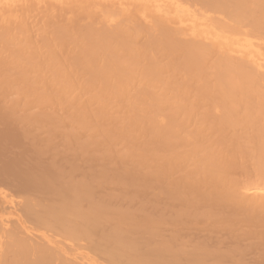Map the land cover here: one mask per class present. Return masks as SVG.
I'll return each instance as SVG.
<instances>
[{
    "label": "bare ground",
    "instance_id": "bare-ground-1",
    "mask_svg": "<svg viewBox=\"0 0 264 264\" xmlns=\"http://www.w3.org/2000/svg\"><path fill=\"white\" fill-rule=\"evenodd\" d=\"M0 141V264H261L264 0H0Z\"/></svg>",
    "mask_w": 264,
    "mask_h": 264
},
{
    "label": "rangeland",
    "instance_id": "rangeland-1",
    "mask_svg": "<svg viewBox=\"0 0 264 264\" xmlns=\"http://www.w3.org/2000/svg\"><path fill=\"white\" fill-rule=\"evenodd\" d=\"M0 142H1V141H0ZM2 142H4V141H2ZM20 146H21V147L23 146L22 149H25V148H24V147H25L24 145H20ZM1 148H2V147H1V144H0V149H1ZM19 148H20V147H19ZM20 149H21V148H20ZM22 149H21V150H22ZM1 154H2V153L0 152V155H1ZM2 155H4V153H3ZM2 155H1V159H0V161H1V162H0V166H1V167H0V170H2V172H0V173H1V174L4 173V174H2V178H3V175H5L6 173L8 174V173H12V171H14L13 173L15 174V170H13V168L15 169V166H14V165L16 164V160H14L15 157H12L11 155H10V157L8 156L9 158H8L7 156H4L5 158L7 157V158H6L7 161H6L5 158L3 157V159L5 160V162L3 163V162H2ZM13 158H14V159H13ZM9 159H12V161L10 160L9 162H10V164H11L12 166H14L13 168H12V166H11L10 164L7 163ZM13 161H14V162H13ZM1 164H2V165H1ZM3 164H4V165H3ZM7 164L9 165V168L11 167V170H12V171H11L9 168H7V166H6ZM4 166H5L6 168H5ZM2 167H4L5 170L7 169L8 171H6V173H5V170H4V172H3V168H2ZM9 170H10V171H9ZM7 174H6V176H5L6 178H4V180L1 178V175H0V178H1L0 181L3 180V183H4V181H6L5 184H4L6 187L3 185V186H4V189L7 188L6 190H7L8 192L10 191L9 193H10V194H13V195L15 196V194L17 193V188H16L17 185L14 184L16 187H14V185H13V186H11L12 188H10V190H9V188H8V187H10L9 184H8L9 181L6 180V179H8V178L11 177V176L14 178L15 175L13 176V174H11V176H10V174H8L9 176L7 177ZM39 174H40V173H39ZM12 177H11L10 179H12ZM22 177H23V178H22ZM10 181H11V180H10ZM7 182H8V183H7ZM17 182H19V183H18V186L20 185V189L18 188V191H19V192H18V195H19L20 190H21V193H22V192L24 193V189H25V188H24V187H25V183H24V182H26V180H25L24 176H21V177H20V180L18 179ZM6 183H7L8 187H7ZM11 183H12V181H11ZM11 183H10V185H11ZM1 184H2V182L0 183V188H1V187L3 188V186H1ZM16 184H17V183H16ZM21 185H22V187H21ZM13 188H14V190H13ZM23 188H24V189H23ZM46 188H47V186L45 187L44 190H46ZM22 189H23V190H22ZM39 189H40V188H39ZM47 189H48V188H47ZM12 190H13L14 192H13ZM15 190H16V193H15ZM35 190L38 191V188H34V189L31 190V191H33L32 193H33L34 195H36V194H37V195L40 194V193H38V192L35 191ZM31 191H30V194H31ZM34 191H35V192H34ZM36 192H37V193H36ZM40 192H43V188H42V190L40 189ZM21 193H20V194H21ZM23 193H22V194H23ZM33 194H31L32 197H34ZM18 195H16L15 197L18 198V197L20 196V195H19V196H18ZM17 196H18V197H17ZM38 196H39V195H38ZM40 196H41V194H40ZM2 197H3V195L0 194V217H4L5 219H6V218L9 219V221L7 222V226H10V227H13V226H14V227H15V225L18 226V224H21V225L18 226V227H20V228L29 227V226L31 225V223L28 222L26 216H24V213H22L20 206L17 205V204H16L15 202H13V201H9V199H6V198H4V197H3V198H4V199H3ZM36 197H37V196H36ZM2 201H3V202H2ZM9 204H10V206H9ZM2 206H3V208H2ZM7 206H8V207H7ZM14 207H15L16 209H15ZM11 208H12V209H11ZM4 209H5V210H4ZM14 209H15V210H14ZM17 212H18L19 214H18ZM12 214H13V215H12ZM14 215H16V216H14ZM17 215H18V216H17ZM15 217H16V219H17V221H18L17 223H15V221H16ZM11 218H12V219H15V220H14V221H10ZM22 219H23V220H22ZM6 221H7V220H6ZM11 222H12V223L14 222L15 224L13 223L14 225L12 226V223H11ZM27 222H28V223H27ZM14 227H13V228H14ZM18 227H16V228H18ZM14 229H15V228H14ZM18 229H19V228H18Z\"/></svg>",
    "mask_w": 264,
    "mask_h": 264
},
{
    "label": "snow or ice",
    "instance_id": "snow-or-ice-1",
    "mask_svg": "<svg viewBox=\"0 0 264 264\" xmlns=\"http://www.w3.org/2000/svg\"><path fill=\"white\" fill-rule=\"evenodd\" d=\"M231 264H250V262L243 260H236V261H232ZM261 264H264V261H261Z\"/></svg>",
    "mask_w": 264,
    "mask_h": 264
}]
</instances>
